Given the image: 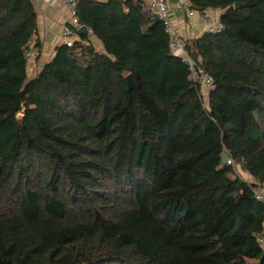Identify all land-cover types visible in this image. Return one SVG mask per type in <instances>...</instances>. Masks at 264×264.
<instances>
[{
	"label": "trees",
	"instance_id": "obj_1",
	"mask_svg": "<svg viewBox=\"0 0 264 264\" xmlns=\"http://www.w3.org/2000/svg\"><path fill=\"white\" fill-rule=\"evenodd\" d=\"M188 2L222 12L185 41L206 100L138 0H79L101 49L33 76V2L0 0V264H264V0Z\"/></svg>",
	"mask_w": 264,
	"mask_h": 264
},
{
	"label": "built area",
	"instance_id": "obj_2",
	"mask_svg": "<svg viewBox=\"0 0 264 264\" xmlns=\"http://www.w3.org/2000/svg\"><path fill=\"white\" fill-rule=\"evenodd\" d=\"M58 3L64 5L67 8L68 12V21L63 25L60 31V38L62 44L72 47L75 42L79 41V29L81 25L79 23L77 11H78V2L79 0H55ZM110 1V0H105ZM122 5L124 11H127L126 3L128 0H118ZM144 7L152 14H154L163 24L165 32L169 38V47L171 53L182 59L183 61L188 62L190 68V78L193 82L200 84V91L206 100L209 93L214 88L213 80L210 75L201 66V61L198 58H193L186 50L185 41L181 38L178 30L173 24L171 18L172 8L168 3V0H138ZM178 10H184L188 17L197 16L202 21L207 23V32L219 33L223 29V25L220 22V16H206L202 12L195 11L191 4L188 1L181 0L176 6ZM222 13V12H221ZM89 45L90 43H87ZM24 60L29 67L38 57V50L35 47V40L32 39L28 42V45L23 53ZM226 163L229 165H234V161L230 155L226 157ZM235 169V167H234ZM237 172V171H235ZM255 195L258 200L264 202V191H255ZM262 238V237H261ZM259 238V242H264Z\"/></svg>",
	"mask_w": 264,
	"mask_h": 264
},
{
	"label": "crops",
	"instance_id": "obj_3",
	"mask_svg": "<svg viewBox=\"0 0 264 264\" xmlns=\"http://www.w3.org/2000/svg\"><path fill=\"white\" fill-rule=\"evenodd\" d=\"M96 2H106L105 0H92ZM188 1V0H185ZM35 14H36V36L35 40L38 42L40 51L37 59L32 65L28 67L29 70L32 67L39 72L43 66L53 57L56 47L62 45L60 38V31L68 21L67 8L58 3L55 0H32ZM181 0H168L169 5L172 8L171 18L174 26L178 30L181 38L184 41H189L200 37L207 32V23L202 21L197 16L188 17L184 10L176 9V5ZM204 13L206 16H220V10L207 9ZM88 35L91 38L93 45L95 43L99 45V41L94 38L91 31L88 30ZM31 67V68H30ZM30 76H33L30 75Z\"/></svg>",
	"mask_w": 264,
	"mask_h": 264
},
{
	"label": "water",
	"instance_id": "obj_4",
	"mask_svg": "<svg viewBox=\"0 0 264 264\" xmlns=\"http://www.w3.org/2000/svg\"><path fill=\"white\" fill-rule=\"evenodd\" d=\"M237 7H238V5H235V8H237ZM78 32L79 33H84V34L88 33L87 29L85 27H83V26H81V28L79 29ZM183 63H184V65L188 66V62L187 61H183ZM126 80H127V83H128V87L132 88L133 87V79H132V77L131 76H127Z\"/></svg>",
	"mask_w": 264,
	"mask_h": 264
},
{
	"label": "rangeland",
	"instance_id": "obj_5",
	"mask_svg": "<svg viewBox=\"0 0 264 264\" xmlns=\"http://www.w3.org/2000/svg\"><path fill=\"white\" fill-rule=\"evenodd\" d=\"M95 47L98 48V49H101V45H100V44L97 45V44L95 43ZM33 63H34V62H33ZM33 63H32V64H33ZM32 64H31V65H32ZM30 68H31V67H30ZM36 71H37V70H35V68L32 67V69L29 70V75H32V74L35 75V74L37 73ZM18 115H20V113H19ZM238 170H239V171H238V172H239V175H241V177H242L243 179H245V180H249V177H248L246 174L242 173V171H241L240 168H239Z\"/></svg>",
	"mask_w": 264,
	"mask_h": 264
}]
</instances>
